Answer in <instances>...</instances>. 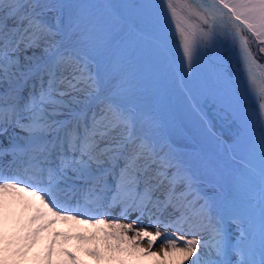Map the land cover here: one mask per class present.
Returning <instances> with one entry per match:
<instances>
[{
	"label": "snow or ice",
	"instance_id": "obj_1",
	"mask_svg": "<svg viewBox=\"0 0 264 264\" xmlns=\"http://www.w3.org/2000/svg\"><path fill=\"white\" fill-rule=\"evenodd\" d=\"M92 262L264 264V0H0V264Z\"/></svg>",
	"mask_w": 264,
	"mask_h": 264
},
{
	"label": "bare ground",
	"instance_id": "obj_2",
	"mask_svg": "<svg viewBox=\"0 0 264 264\" xmlns=\"http://www.w3.org/2000/svg\"><path fill=\"white\" fill-rule=\"evenodd\" d=\"M57 227L58 228H61V229H63V230H67V225H65V224H59V225H57ZM80 230H82V231H92V229H90L88 226H82V228L80 229ZM156 251H158L159 250V248L157 249H155ZM86 259H87V257H86ZM90 259V258H89Z\"/></svg>",
	"mask_w": 264,
	"mask_h": 264
},
{
	"label": "rangeland",
	"instance_id": "obj_3",
	"mask_svg": "<svg viewBox=\"0 0 264 264\" xmlns=\"http://www.w3.org/2000/svg\"><path fill=\"white\" fill-rule=\"evenodd\" d=\"M233 66H235V65H233ZM213 115H214L213 113H210V114H209V118L211 119ZM218 127H219V125H218ZM149 230H150V231H155L156 229H154V228H150ZM130 234H131V233H130ZM145 246H146V242H145ZM156 248H157V249L159 248V241H157V245L154 246L153 250H155ZM87 259H89V258H87ZM92 264H94V262H92Z\"/></svg>",
	"mask_w": 264,
	"mask_h": 264
}]
</instances>
